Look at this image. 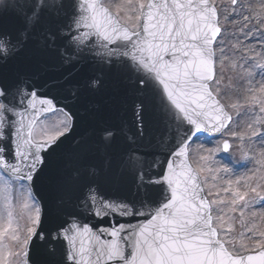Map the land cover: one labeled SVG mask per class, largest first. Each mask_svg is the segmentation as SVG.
I'll return each mask as SVG.
<instances>
[{
  "label": "snow or ice",
  "instance_id": "6c2138e0",
  "mask_svg": "<svg viewBox=\"0 0 264 264\" xmlns=\"http://www.w3.org/2000/svg\"><path fill=\"white\" fill-rule=\"evenodd\" d=\"M258 5L0 0V264H264Z\"/></svg>",
  "mask_w": 264,
  "mask_h": 264
},
{
  "label": "rangeland",
  "instance_id": "374dc122",
  "mask_svg": "<svg viewBox=\"0 0 264 264\" xmlns=\"http://www.w3.org/2000/svg\"><path fill=\"white\" fill-rule=\"evenodd\" d=\"M252 3L254 6L257 7V10H259L258 0H252ZM214 143L215 141H213V143H205V147H213ZM193 147H195V145ZM197 160L198 157H194L191 161L194 167L196 166ZM249 167L251 168L252 165H249ZM240 171H244V170L241 169ZM259 216H264V212L258 211V217ZM255 223H256L257 235H258L259 231H264V219H256Z\"/></svg>",
  "mask_w": 264,
  "mask_h": 264
}]
</instances>
